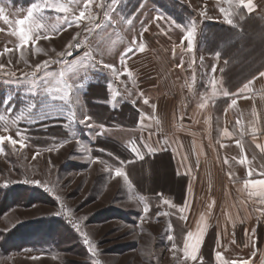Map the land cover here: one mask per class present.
I'll return each mask as SVG.
<instances>
[{"label": "rangeland", "instance_id": "obj_1", "mask_svg": "<svg viewBox=\"0 0 264 264\" xmlns=\"http://www.w3.org/2000/svg\"><path fill=\"white\" fill-rule=\"evenodd\" d=\"M13 2L18 3L19 8L15 17H12L11 8L17 5ZM32 2L0 0L9 17V24L0 20V53L5 48L11 50L0 55V63L7 65L11 58L12 64L7 67L18 76L28 69L23 61L17 63L20 59L19 40L11 33L16 27L14 21L26 15V8ZM100 2L95 0L93 4V11L99 14V18L95 21L98 27L92 32L85 31L83 24L79 28L73 25L66 31L53 34L49 40H41L36 45L30 43L26 58L32 64L49 57L56 58V53L64 51L65 46L79 33L81 52L85 48L92 49L96 60L103 59L105 63L114 64L117 72L123 73L128 59L137 50L128 53L123 64L121 54L129 47L138 49L145 40L148 42L145 55L131 61L143 74V80L140 85H130L129 76L124 74L117 79L107 69L96 71L84 79L83 86L78 88L80 107L93 118V129L71 123L67 121V116L53 114L42 121L22 120L19 123L21 131L30 137L26 141L27 147L20 149L17 144V153L12 154L11 146L5 143V151L0 153V264H93L95 260L100 264H200L199 260L185 262L183 252L179 250L183 247V237L188 231L178 212L182 202L181 189L185 183H176L170 162L169 165L165 164L162 159L152 164L131 165L132 160L120 158L117 154L108 153L110 159L101 156L104 148L99 147V144L103 146L108 140L105 144L118 151L120 139H127L134 132L115 129L120 125H108L114 117L106 109H119L122 104H128L123 102L128 97L140 100L146 109H151L155 95L170 96L173 93L185 95L188 100L184 102L181 99V105L189 109L188 103H193L192 107L198 104L196 99L190 102L191 93L185 88L188 81L192 80L193 68L196 78L201 79L202 84L205 80L207 85L209 78L213 77V64L218 61L224 66L222 85L217 83L216 90L222 91L223 87L230 91L226 77L233 76L231 84L236 86L238 79L243 76L234 68L236 62L234 65L225 63L221 54L217 59L216 53L212 52L220 47V31L227 27L239 35L236 44L231 42L228 45L231 49L241 46L245 51V47H251L250 52L245 51L242 58L239 56V60L247 63L252 55L264 47V14L257 9L248 13L246 9L240 8L244 18L234 17L238 27H231L224 22L219 11L221 7L232 10L226 0H119L114 12L108 10L107 5L97 8L95 4ZM257 2L261 6L264 4V0H253L254 4ZM80 7H83V3ZM74 11L78 14L79 8ZM202 12H206V16L201 15ZM48 15L53 16L51 23H55V16L52 13ZM158 15L175 20L180 25H186L191 20L196 22L193 52L186 51V41L183 44L185 50L181 51L184 29L163 20H154ZM144 28L147 31L141 36ZM250 31L252 35H249ZM35 46L44 48L48 55H33ZM98 47L103 51V56L96 51ZM79 56L80 52L74 51L73 56L65 59L72 60ZM181 58L184 68L179 70L176 65L181 63ZM193 60L195 64L190 68L189 64ZM56 68V65H52V69ZM12 87L0 83V112L6 107L2 102ZM139 87L144 89L143 96L149 98L148 104H144L140 97ZM13 103L17 108L22 104L18 96ZM66 123L70 124L67 129L63 127ZM100 125L104 128L101 129ZM101 131L102 135L94 134ZM0 135L19 139L16 126H10L6 132L3 122H0ZM69 137H72L69 142L58 150L45 151L54 143L58 144ZM133 143L145 157L146 151L137 140L129 144V149ZM36 152L40 155L33 159ZM133 155L135 161L142 160L135 153ZM116 167L127 174L128 182L123 177H115ZM26 179L40 180L52 191H46L41 185L24 183ZM152 192L156 193L155 196L151 195ZM165 199L176 207L164 204ZM145 205L149 208L147 213L144 212ZM164 212L169 215L160 214ZM77 223L96 245V256L88 252L87 245L74 227ZM237 232L244 239V227ZM169 234L174 236V241L167 239ZM256 234L260 254L254 258V264H260V255L264 254L262 223ZM215 238L216 233L211 230L201 248V253L206 257L202 264H218L213 260ZM173 242L177 245L176 258L169 251Z\"/></svg>", "mask_w": 264, "mask_h": 264}, {"label": "crops", "instance_id": "obj_2", "mask_svg": "<svg viewBox=\"0 0 264 264\" xmlns=\"http://www.w3.org/2000/svg\"><path fill=\"white\" fill-rule=\"evenodd\" d=\"M16 5V8H11L12 17H15L19 11L18 3ZM254 5V10L257 9L264 14V4L261 6L262 4L257 2ZM144 32L146 31L141 33ZM142 42L146 49L148 42L145 40ZM144 53L145 50L142 52L137 50L134 56L127 61L125 68L132 73L129 79L131 78L133 83L130 81V85L136 86V83L140 85L143 80V74L131 64V61L139 59L145 55ZM213 65L216 66V70L212 76L217 81L219 80V84L222 81L221 69L224 65L219 61ZM253 78L250 79L253 83L249 91L227 97L223 95L226 88L222 87V91L219 92L216 90L213 95L210 85H206L205 80L202 84V80L197 78L193 85L194 92L190 91L187 86L192 83L190 79L185 88L191 93L189 98L191 103L192 99L198 100L199 103L201 93H207L204 99L209 100V103L203 110L198 108V104L192 107L193 103L192 105L188 103L189 109H184L181 104L183 101L186 102L187 98L185 95L180 96L179 93H173L170 96L155 95L152 103L156 106L155 109L152 107L146 109L138 99L125 98L123 102L132 104L138 111L136 125L115 127V129L126 132L134 131V135L128 136L129 138L120 139L125 146L130 147L129 144L137 140L142 149L146 151V156L161 154L166 159L172 160L174 180L176 179V183H185L182 202L179 206L182 207L185 203L190 205L184 213L187 216V220H183L184 227L195 231L200 215L206 214L208 227L202 247L210 231H215L213 260L218 264L219 262L215 259L216 252H220L222 258L229 263L236 261L237 264L249 259L254 251L256 252L255 258L260 254L256 231L260 223L264 226V215L258 213L256 209H264V205L253 203L246 192H241L243 181L248 179V170L250 168L260 170L261 165L264 164V154L260 153L252 143L254 127L259 129L256 133L257 142L264 143V77L259 76L258 73ZM219 85L221 86L222 83ZM139 89L140 97L144 101L147 98L141 95L144 89L140 87ZM147 99L149 101V98ZM233 99L237 103L229 107ZM222 100L227 101L222 103ZM211 101H214V106ZM254 112L256 115H253ZM209 116L212 117L210 128L204 123ZM238 120L239 125H237ZM224 128L235 134L230 138L222 137L220 131ZM241 130L244 132L243 154L235 143L237 139H240ZM221 144L225 147L221 148ZM150 148L154 151H149ZM254 155L255 159H253ZM243 156H246L251 163L240 164L239 161ZM225 158L228 160L227 164L224 163ZM253 178L260 177L254 174ZM213 201L214 205L209 209ZM243 227L245 236L241 239L237 231ZM253 229H255V236H253ZM201 255L203 260L206 259L203 253Z\"/></svg>", "mask_w": 264, "mask_h": 264}, {"label": "snow or ice", "instance_id": "obj_3", "mask_svg": "<svg viewBox=\"0 0 264 264\" xmlns=\"http://www.w3.org/2000/svg\"><path fill=\"white\" fill-rule=\"evenodd\" d=\"M95 0H33V2L27 6L26 15L22 19H17L14 21L15 29L12 31V35L18 37L19 48H20V61H23L24 65L28 69L27 71H22L18 76L15 71L10 70L7 65L12 64L11 58L8 59L7 65L0 63V83L13 85L12 89L6 95V98L2 102L3 105H6L4 111L0 112V122L4 124V131H9L10 126H16V136L19 139H14L11 135H0V153H4L5 149L3 145L7 143L12 148V154L17 153V144H19L20 149L27 147L26 141L30 140V137L26 132L21 131L18 127L19 123L22 120H27L29 122L42 121L47 119L50 114L57 116H67V121L71 123H78L81 126H86L87 129H93L94 123L92 117L88 115L80 107V97L78 95V88L83 86V80L86 79L92 73L99 71L101 69H107L111 72L112 76L119 79L120 75L126 74L131 77V71H128L125 68L123 73H119L116 70L114 64L105 63L103 59L96 60L94 55V50L85 48L81 52V42L78 39L79 33L73 37L66 46L65 50L56 53V58L49 57L43 61L37 62L35 64L30 63L26 58L27 46L31 43L36 45L41 40H49L53 38V34L60 31H66L67 28L75 25L79 28L82 24L84 25V30L87 32H92L95 27L98 25L95 24V21L98 20L99 14L93 11V4ZM226 2L232 7V10L229 11L223 7L219 9L221 14L224 17V22L231 27H238L237 23L234 20V17H239L240 19L244 18L243 13L239 11L240 8H244L248 13H251L255 5L253 0H226ZM83 3V7H80ZM119 3V0H101L100 3H96L97 8H105L110 11H115ZM79 8L78 14L74 9ZM52 13L55 16V23H51L53 16L48 15ZM107 15V11L105 12ZM201 15L206 16V12H202ZM111 19V17H109ZM126 19V18H125ZM154 20H163L174 24L176 27L184 29V35L181 39V51L183 44L187 42V52H193L195 47V39L197 33V24L194 20L189 21L186 25L176 24L175 20H171L163 15H158L153 18ZM0 20H3L5 24H9V17L5 14V7L0 3ZM131 23V21H128ZM63 25L64 27H61ZM144 31H147V28H144ZM143 33H141V36ZM87 43V41H85ZM135 43V39L133 40ZM134 50L144 51L145 45L143 43L139 44L138 49H133L129 47L124 53L121 54V63H124V57L128 53L133 52ZM10 49L5 48L3 53L0 55H5L10 52ZM53 51H55L53 49ZM80 52V56L74 57L72 60H66V57L73 56V52ZM99 55L103 56V51L99 50V47L96 50ZM43 53L45 56L48 53L44 48L35 46L33 55H38ZM175 53V49H174ZM217 59L220 56V52L216 54ZM203 58L201 57V60ZM227 63V61H225ZM195 61L193 60L189 67L193 68ZM52 65H56V69H52ZM184 62L181 58V63L176 65L177 68H183ZM216 66L213 65L212 73L214 74ZM223 71V69H221ZM259 76L264 77V72H260ZM255 79V78H253ZM196 76L195 69L193 68L192 83L188 84L190 91L194 92L193 85L195 84ZM218 81L213 77H210L207 81V85H210L213 95H215L216 87ZM219 83H222L219 82ZM253 81L249 80L244 83L242 87L237 89L235 93H229L227 90L223 91L225 97L229 95H239L243 94L246 91L251 89ZM143 95V94H141ZM19 97L22 102L21 107L17 108L13 101ZM207 96V93H201V101L198 103V108L200 110L205 109L208 106L209 100H205L204 97ZM210 99V98H209ZM144 104H148L149 101L147 98L144 99ZM214 106V101H211ZM237 101L233 99L229 107L235 106ZM155 109V105H151ZM78 111L80 115L78 116ZM227 111V110H225ZM253 115H256L254 112ZM82 116V118H80ZM218 119V118H217ZM212 117L209 116L204 120L206 125L211 127ZM240 124V121H237V125ZM65 129L70 127L69 123L63 125ZM100 128L103 129L104 126L100 125ZM259 131L258 128L254 127L252 129V143L255 144L256 148L260 153L264 154V143H258L256 133ZM95 135H102L103 132H96ZM235 132H229L227 128H224L220 131L222 137H231ZM244 132L240 131V139L235 141L237 147L241 149V153L244 152L243 144ZM69 139L62 140L58 144L54 143L52 147L46 148L45 151H54L58 150L60 147H63L64 144L68 143ZM77 143L80 141L77 139ZM145 147L147 145L145 144ZM221 148L225 147L224 144L220 145ZM131 151L137 155L139 159L144 158V154L139 150V147L133 143L131 146ZM149 151H154V149H149ZM39 152L34 153L33 159H35ZM255 159V155L253 156ZM224 163L227 164L228 160L225 158ZM240 164H250L251 161L247 160L246 156L239 161ZM198 166V164H197ZM115 177H123L126 182L129 181L127 174L120 168H115ZM254 174L260 178H253ZM231 175V174H230ZM248 179L243 181V186L241 192H246L247 196L252 200L253 203H258L264 205V164L261 165L260 170L255 168H250L247 172ZM24 183H33L37 185L44 186L46 191H52L51 188L46 186V183H42L40 180H28L26 179ZM57 200L60 199L59 196L56 197ZM164 204H169L171 207H176L171 201L164 200ZM214 205H209V209ZM190 207L187 203L184 206L178 209L181 220H187V216L184 215L185 211ZM149 208L147 205L144 207V212L147 213ZM256 211L261 215H264V209L257 208ZM59 215L60 213H56ZM162 215H169V213L164 212L160 213ZM235 226V224H233ZM74 227L76 231L83 238V243L87 245V250L93 256L97 255L96 245L89 239V236L86 232L82 231L79 223L75 224ZM171 227V225L169 226ZM207 222L206 214H201L196 225V230H188L183 237V247L179 249L183 252L184 261H198L202 264L203 257L201 255V247L204 242V238L207 233ZM253 236H255V229L252 230ZM169 241H174L175 238L173 235L169 234L167 236ZM234 242V241H233ZM255 241L253 240V244ZM173 254V258H176L177 245L175 242L172 243L171 248L169 249ZM256 252L254 251L252 256L247 260H243L240 264H254V258ZM37 257H33L36 259ZM215 259L219 264H229L227 260L222 258L220 252L215 253ZM93 264H100L98 260L93 261ZM231 264H237L236 261H232ZM260 264H264V254L260 255Z\"/></svg>", "mask_w": 264, "mask_h": 264}, {"label": "trees", "instance_id": "obj_4", "mask_svg": "<svg viewBox=\"0 0 264 264\" xmlns=\"http://www.w3.org/2000/svg\"><path fill=\"white\" fill-rule=\"evenodd\" d=\"M234 29H230L227 27H223L222 30L220 31V36L218 38V41L220 43V47L217 49H214L212 52H220L221 56L225 59V61H227L228 63H230V65H234L235 62V66L234 68H237L239 70V72H241L240 77L241 79H238V83L236 84V86H234L233 84H231V79L232 77H226V80L228 81V84L226 83L228 89L231 91V93H234L238 88L242 87L244 83L248 82L251 78H253L255 75H257L258 73H260L261 71L264 70V47L261 48L260 50H258L254 56L252 55L250 57V61L249 62H244V60H239V56L241 57V55H243V53L245 51L250 52L251 51V47H245V51L242 49V47H238L235 50L231 49V46H228L231 42L232 44H236L237 40L239 39V35L236 33V31ZM235 33V34H234ZM247 33V31H246ZM249 35H252V32H249ZM210 53H212L211 51H209ZM242 58V57H241ZM235 60V61H234ZM230 78V79H229ZM237 87V89H236ZM227 100H222L221 102H225ZM126 106V107H125ZM95 107V106H94ZM97 107V106H96ZM125 108H127L128 110H125ZM130 108V109H129ZM108 112L113 113V117L111 120V123H108V125H120V126H127V127H133L136 125L137 122V118H138V111L136 110V108L128 103V104H122L121 107L118 109H106ZM108 122V121H107ZM110 140V139H109ZM108 140H106L107 142ZM112 141V140H111ZM114 141V140H113ZM105 142V143H106ZM109 142V141H108ZM103 146H101L99 144V147H103L104 148V152L100 153L101 156L106 157V158H111L109 156L108 153L110 154H117L120 158H124L128 161H131V165L133 164H149V163H155L157 162V160L162 159L163 162H165V164L169 162L172 166L171 163V159L167 158L161 154H149L147 156H145L141 161H135L134 155L132 153V151L129 149V147L125 146L124 144L121 143H117L118 145V151H114V149L109 146L108 144H105ZM114 143H116L114 141ZM106 150V151H105ZM166 160H168V162H166ZM129 164V166H130ZM184 191V186H182L181 192ZM156 194V193H155ZM154 192L151 193V195H154ZM183 195V193H182ZM175 200V199H174ZM175 203H177V201H174ZM181 203V201H180ZM179 204V203H177Z\"/></svg>", "mask_w": 264, "mask_h": 264}]
</instances>
